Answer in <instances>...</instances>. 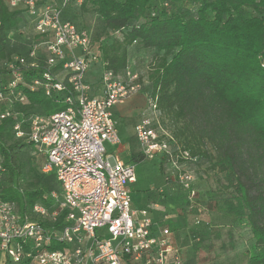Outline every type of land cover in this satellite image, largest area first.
Returning <instances> with one entry per match:
<instances>
[{
  "label": "trees",
  "instance_id": "trees-1",
  "mask_svg": "<svg viewBox=\"0 0 264 264\" xmlns=\"http://www.w3.org/2000/svg\"><path fill=\"white\" fill-rule=\"evenodd\" d=\"M85 15L100 23L92 42L103 71L122 79L131 47L152 53L147 93L180 168L184 194L175 207L193 218L191 238L208 252L241 248L240 264H264V0H84L79 6L68 0L61 20L85 30L77 21ZM26 23L27 10L10 11L0 0V60L28 53L33 39L23 35ZM41 73L40 63L24 70V78ZM21 91L26 102L13 104L17 116L0 120V198L14 202L22 218L35 219L32 206L52 209L50 195L60 186L53 173L34 166L38 148L16 139L13 128L31 114L63 110L65 93ZM143 160L138 152L125 163ZM201 164L204 184L184 189L186 167L200 176Z\"/></svg>",
  "mask_w": 264,
  "mask_h": 264
},
{
  "label": "built area",
  "instance_id": "built-area-1",
  "mask_svg": "<svg viewBox=\"0 0 264 264\" xmlns=\"http://www.w3.org/2000/svg\"><path fill=\"white\" fill-rule=\"evenodd\" d=\"M2 1L10 11H28L39 42L31 43L26 55L2 60L0 120L17 116L12 108L26 102L23 88L40 89L46 97L65 93L66 107L46 116L31 114L14 125L15 138L38 148L44 158L40 172L53 173L60 191L50 195L52 209L32 206L35 219L22 218L14 202L0 198V264H181L164 221L157 225L147 210L132 208L135 165L108 154L104 146L119 143L112 108L138 92L137 76L126 72L124 80L104 70L102 97H93L85 77L98 55L92 54L89 32L61 20L68 0ZM40 63V77L27 82L24 70ZM148 103L156 111L155 100L149 97ZM157 126L148 118L134 126L146 160L172 157L169 137ZM191 179L180 177L184 189Z\"/></svg>",
  "mask_w": 264,
  "mask_h": 264
},
{
  "label": "rangeland",
  "instance_id": "rangeland-1",
  "mask_svg": "<svg viewBox=\"0 0 264 264\" xmlns=\"http://www.w3.org/2000/svg\"><path fill=\"white\" fill-rule=\"evenodd\" d=\"M56 3H59V1L62 0H54ZM73 4L75 6H79L78 0H72ZM61 3V2H60ZM78 23L83 25L85 27L86 31L89 32L91 36V40L93 36L95 35V31H99L100 29V23L99 21L94 18L92 15H85L81 18H79ZM23 35L32 40L35 44H38V39L35 37V31L33 29L32 23H26L25 27L22 30ZM93 49L92 54H97V47L98 43L93 42L92 43ZM129 64H128V70L130 76L136 75L137 82L139 84V90L136 94L131 95L128 98L136 97L137 101L135 103L136 107L134 108V112L127 114L126 118L120 117L118 114H113V120L115 121V127L117 131V135L120 139L124 140V129L127 128L128 130L134 129V125L141 121L143 118H148L151 121H153V124L158 125V119H159V112L153 111L151 107L149 106V94L147 93V87H148V79H147V73L150 66V61L152 57L151 52H145L140 51L137 52L133 47H131V50L129 52ZM98 55V54H97ZM0 70H3L2 66V60H0ZM102 67L97 61L90 60L89 69L86 74L87 79L91 82H93V85H98L100 83V77L102 75ZM1 77H5L4 75H1ZM85 77V78H86ZM127 73L122 78L124 80H127ZM126 98L125 100H127ZM139 99V100H138ZM123 101L126 102V101ZM122 104H119V106ZM132 104L128 107L132 108ZM124 107V106H123ZM133 131V130H132ZM131 135V133L129 134ZM124 142H127L130 149L134 150V153L140 152L139 145L137 143L136 137L134 133L132 132V135L128 138V140H124ZM108 154H115L117 157L123 161L127 162V160L130 159V155H127L130 150L126 148V146H122L119 144L118 146H111L109 144L104 145ZM128 150V151H127ZM30 152V151H29ZM32 153V152H31ZM44 158L41 155H36L34 157V166L39 167L40 164L43 162ZM160 155L156 156L153 160H146L144 159L142 162H139L135 164V175L137 179V183L135 185L130 186V196L132 200V206L136 209L140 207V196L143 194H155L157 197H161L162 201H164L168 207L166 208L167 214H176V207L175 202L177 199L181 198L180 195L183 196L184 191L180 189L176 176L180 172V168L175 166L172 162L167 163V161L160 162ZM197 167V166H196ZM205 164H201V171L200 176L196 175V169L195 167H186V170L190 171L188 175H191L192 179L191 182L194 188H197L198 184H204V180H200L198 177H203ZM195 173H193V172ZM183 193V194H182ZM166 214V215H167ZM168 216V215H167ZM170 216V215H169ZM169 219V218H168ZM167 222H170V219L167 220Z\"/></svg>",
  "mask_w": 264,
  "mask_h": 264
},
{
  "label": "crops",
  "instance_id": "crops-1",
  "mask_svg": "<svg viewBox=\"0 0 264 264\" xmlns=\"http://www.w3.org/2000/svg\"><path fill=\"white\" fill-rule=\"evenodd\" d=\"M85 81L90 86L91 95L93 97H102V88L100 83L99 86L93 85V82H91L89 78L87 79V77L85 78ZM125 101L126 102L121 103L122 105H116L112 108V117L115 113L122 118H126L127 114H130L132 112L135 113L134 108L136 107L135 103L137 101V98L132 97V99L128 98ZM131 104L133 105L132 108L128 109ZM132 130H128L127 128L124 129L123 136L125 141L128 140V138L132 135V132L134 133V129ZM130 133L131 135H129ZM124 140L119 138V143L116 146H118L122 142V146H126V148L130 150L127 155H131L132 153H134V150L130 149L128 143L124 142ZM136 183L137 179L136 182L131 185H135ZM131 185H129V190ZM140 204L141 205L138 209L134 208L133 206L132 208L137 211L144 209L147 210L149 217H151L152 221L155 224L158 225L163 223L164 221V224L169 227L171 232V240L175 249L178 250V254L180 255L182 261L181 264H237L238 262H240V259L242 258L241 248H237L236 250H227L221 253H218L216 251L212 252L213 250L208 252V249L205 250L204 248H201L202 246H199V244H197L196 241L191 238V235H189V230L195 227L193 218L184 217L181 212H177V209H175V215L165 213L168 205L164 201H162L161 197H157L155 194H143L142 196H140ZM168 218L170 219V222H167V220H169ZM203 220L205 221L204 217ZM203 240H205V238H203L202 241ZM204 245L206 246V244ZM217 246H219V244H216V246H214V249H217ZM168 264L173 263L169 262Z\"/></svg>",
  "mask_w": 264,
  "mask_h": 264
}]
</instances>
